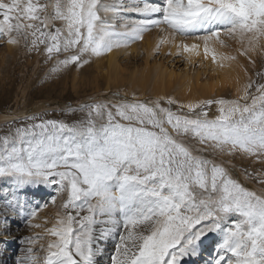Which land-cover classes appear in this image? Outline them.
Masks as SVG:
<instances>
[{"label": "snow or ice", "instance_id": "6c2138e0", "mask_svg": "<svg viewBox=\"0 0 264 264\" xmlns=\"http://www.w3.org/2000/svg\"><path fill=\"white\" fill-rule=\"evenodd\" d=\"M128 12L140 18L123 15ZM117 20L124 23L118 27ZM153 28L168 33L157 49L203 31L195 39L203 42L205 58L211 52L216 62L209 43L227 47L222 36L237 40L247 56L264 51V0H136L131 6L120 0H0V37L8 44L23 39L28 51L38 53L43 45L49 60L72 53L53 72L127 47ZM177 47L191 53L199 45ZM174 103L83 104L79 111L87 115L77 123L38 120L0 140V178L17 188L53 187V204L66 195L52 226L23 238L29 247L18 264H97L103 252L97 242L110 236L116 239L110 264H185L202 254L212 233L219 239L207 264H264V193L243 186L223 161L196 154L211 149L264 158V83L250 80L235 100L176 111ZM213 104L218 114L209 118ZM189 136L203 147L192 149L182 139ZM39 207L25 218L29 227H41L32 224ZM46 236L52 239L40 245L46 253L41 260L35 246Z\"/></svg>", "mask_w": 264, "mask_h": 264}, {"label": "bare ground", "instance_id": "6f19581e", "mask_svg": "<svg viewBox=\"0 0 264 264\" xmlns=\"http://www.w3.org/2000/svg\"><path fill=\"white\" fill-rule=\"evenodd\" d=\"M120 2L123 3L124 5L131 6L133 3L136 2V0H120ZM154 2H162V0H154ZM123 15L129 19L140 18L137 14L132 12L124 13ZM58 23L62 28L63 22L59 21ZM122 23H124V21L121 20L116 21L118 27ZM196 34L203 35V33L200 32ZM165 36H168V33L163 32L159 29L154 30L152 32L148 31L143 34V39H141L142 42L136 40L135 42L129 44L127 47L114 48L111 52L106 53L101 57H95V56L90 57L92 64L91 66H93V72L96 71L92 79L91 78L87 79L90 80L92 83L91 91L111 90V95H109L108 98L111 100H115V99H123V97L118 98V96H120V94L119 95L117 94L118 91L116 93V90L123 89L124 91L129 90V91H134L133 93L136 92V95H138L137 97L142 99L148 96V98H151L152 101L159 99L166 102L165 101L166 98L167 99L171 98L174 101L179 100V102L183 103V105H188L190 103L195 104L199 102H204L207 101V98H210L212 96H220V95L222 96L226 94L228 96V93L231 91H234V93L236 94L235 96L240 97L242 95L243 87L246 84H248V82L251 79V75H253L249 73L250 72L249 69L250 68L251 70L256 69L257 67L256 62L258 61L259 56L262 55V51L259 48L257 49L256 52H252L249 53V55H247L250 58L246 57L245 55H241L240 51L242 49V45L237 40L228 39L224 37L227 47H221L218 43L215 42L209 43V48L214 49L217 56V60L214 63L212 60L211 52L209 53L207 58H205V54L203 51L204 48L203 42L195 39V36L188 38L177 36L175 38V41L166 44H161L159 46V49H157V45L160 39ZM169 39L171 38L169 37ZM5 41H7V38L5 39ZM183 43H186L188 45L195 43L199 45V48L193 50V52L191 53H186L183 51L182 47L181 48L177 47V45ZM261 43L264 44V41H261ZM19 45L20 44L11 45L7 43L3 49L2 48L0 49V89H6V92L8 94H11V91L14 86L12 85L13 83L11 82L12 79L11 72H13V74L14 72H16L15 69L17 64H20L22 62L21 58L27 59L26 48H23ZM237 50L239 52L236 54ZM158 52L161 55H157ZM168 53H170V57L176 56L181 53L185 56V58H187V62H186L187 65L194 64L195 66L190 68L186 67L185 69H179V70L173 67V64L170 67L166 59ZM223 55L234 56L236 57V59L235 60L221 59V56ZM38 57L39 54H37L35 58L36 59L35 64H37V66L39 65ZM131 58L133 59L142 58L143 63L136 64V62H132L131 64V60H130ZM251 60L254 61H252L251 63ZM27 61L24 67L25 66L27 67V65L31 63L30 60ZM81 71L82 72L89 71V66L84 69H79V68L73 69L74 73L72 74L73 77L71 80H72V87L74 90H77L78 85L81 87V83H78V80L81 79L82 81L85 79L84 75L83 76L81 75ZM79 75L81 77L78 78ZM21 90L23 94L22 95L23 100L26 98L27 95H31L30 84H27V86L18 89L17 90L18 93H20ZM7 97H9V95ZM227 98H223V99L228 100ZM36 108L37 106L32 107L31 110H29V113H31V111L33 110H36ZM184 109L187 110L186 107ZM185 113H187V111H185ZM24 114H25V110L23 111V113L22 111H20L19 114L16 111L5 110L0 113V124L7 123L11 120L17 119L19 117L18 115L21 116ZM239 154L242 155V153L240 152ZM241 157L246 158V156H241ZM231 158H234V156H231ZM224 159L226 160V158H223V161ZM249 159H252V161L256 162L257 166L264 165V160L258 161L256 160V157L254 159V157L252 156H249ZM226 162L224 161V164H226ZM259 162H261V164H258ZM8 186L12 188L11 192L8 189ZM25 192H30V193H27L25 195ZM54 194H55V189L53 187L40 186L38 188L35 185H29V186H22L20 188H17L15 185H13L10 178H0V197L5 199L11 205V212H9L8 210L9 213H5L2 215L3 218L6 217V221L4 225L0 224V235L3 234L2 232L3 230H1L3 226H7V229H11L14 231L12 239L10 238L8 240L9 242L7 243L4 242L0 244L1 247H3L4 245L6 246L4 251H7V254H10L13 251V248H11L12 246L10 245L18 244L16 238H18L23 233V230L19 231L14 223V221H16L17 218L19 217V214L22 215V219H23L22 224H27L25 222V218L28 216L26 214L30 209L28 208L27 205V198L29 201L28 204L30 205L29 207H31L32 209H36L37 208L36 205L40 206L37 212V216L34 218V220L39 221L49 217L50 219L46 223V225L50 226L53 224L52 218L56 219V213L59 210L60 204L63 202L62 200L59 204L57 205L52 204V206L48 205L46 208L45 205L48 203L50 199H52V196ZM18 198L19 200H17ZM34 199H35V203L33 204ZM17 203L23 205V207L17 209L15 207ZM5 206L6 205H4V207ZM2 211L3 209L1 208L0 205V214H2ZM32 211L33 210H31L30 212ZM13 215H15L16 217H11ZM96 227L98 229H102L105 227V225L98 224ZM107 227H111V225H107ZM43 229L44 227L38 230L43 232ZM49 239H52V237L46 236L43 240H41V244L46 245ZM218 239H219L218 234L216 233L209 234L206 237V242H203L201 246V248L205 249V252L201 254L199 257L186 258L185 264H207V262L210 261L212 257L215 256V245ZM115 243H116V239L111 236L108 237L107 239L101 240V242L100 240H98L97 242L98 247L102 248L103 252L102 254H99L97 258L101 259L104 253L111 256L112 253L114 252ZM2 250L3 249H0V253ZM209 253H211V255H209Z\"/></svg>", "mask_w": 264, "mask_h": 264}, {"label": "rangeland", "instance_id": "374dc122", "mask_svg": "<svg viewBox=\"0 0 264 264\" xmlns=\"http://www.w3.org/2000/svg\"><path fill=\"white\" fill-rule=\"evenodd\" d=\"M46 1L48 2V0H39L40 3H47ZM54 22L57 24L56 21H54ZM200 33H203V31H201ZM195 35H200V34H194V36ZM2 39L5 41L6 37H0V41H1L0 42V49L1 48L3 49L7 44V42L6 41L4 42ZM139 42H142V41L139 40ZM21 43L23 44V46ZM19 44H20L19 46L26 48L23 39H21V42ZM40 47H41V52H39V53L36 51L30 52L26 48L27 59L21 58L22 62L20 64H17L16 69H15L16 72H14V74H13V72H11V74H12L11 75L12 76L11 82L13 83L12 85H14L13 89H12L13 92L11 91V94H8L6 92V89H0V113L5 111V110H11V111H16L19 114L20 111H22V113H23V111L25 110V114L21 115V116L18 115L19 117L17 119L11 120L7 123L0 124V140H2L4 137L11 138L12 136L15 135V131L17 128L26 126L29 123L37 122L38 120H57V121L66 122L68 124L77 123V122L85 119L86 115H87V110H85L83 112L79 111V107L83 104L95 103V102L117 103L121 100H127V101H134L135 100V101H140V102L152 101V99L148 98V96H146L145 98L142 99V98L137 97L138 95H136V92L133 93L134 91H129V90L124 91L123 89L116 90V93L118 91L117 94L118 95L120 94V96H118V98L123 97V99H115V100H111L108 98V96L111 95V90H108V91L107 90H92L91 91V88H92L91 84L92 83L90 80H87V79H89V78L92 79L93 75L96 73V71L93 72V66H91L92 64H91L90 58H89V63H87V64H83V65L70 64L67 67H62L57 72H53L52 69H53V67L56 66L57 61L66 58L67 56L71 55L72 53L71 52L61 53L60 55L54 56L51 60H49V59H47L46 55L42 51L43 45H41ZM238 52L239 51L237 50L236 54ZM37 54H39V57H38L39 65L38 66H37V64H35L36 63L35 58H36ZM157 55H161V54L158 52ZM166 57H167L166 59L168 61L167 62L168 65L171 67L173 64V67H175L177 70L185 69L186 67L190 68V67L195 66L194 64L187 65V63H186L187 58H185V56L181 53L176 55V56H171V57H170V53H168ZM246 57H248V56H246ZM248 58H250V57H248ZM27 60H30L31 63H29L27 65V67L26 66L24 67L25 63L28 62ZM130 60H131V64H132V62H136V64H139V63L142 64L143 63L142 58H135V59L131 58ZM252 61H254V60H251V63H252ZM263 63H264V51H262V55L259 56V59L256 62V65H257L256 69H252V70H251V68L249 69V71H250L249 73L254 75V77H253V75H251V79H250L254 84L264 83V79H262L260 76L257 75V73H264V64ZM88 66H89V71H85V72L81 71V75L82 76L84 75V78H85L82 81H81V79L78 80V83H81V87L78 85L77 90H74L72 87V80H71L73 77L72 74L75 72V71L73 72V69H75V68L84 69ZM26 68H27V71H26ZM79 77H81V76L79 75L78 78ZM27 84H30V86H31V95H27L26 98L23 100L22 99L23 98L22 97V95H23L22 90L20 91V93H18L17 90L21 89L24 86H27ZM55 84H58V85H55ZM93 86H94V83H93ZM250 91L255 92V87L250 89ZM125 92H126V94H125ZM8 95H9V97H7ZM235 95L236 94L234 93V91H231L228 93V96H227V94L222 95V96L221 95L220 96H212L210 98H207V100L208 99L209 100L223 99V98H227V97H228L227 98L228 100L238 99L239 96L237 97ZM112 96H113V94H112ZM18 99H19V101H18ZM117 100H119V101H117ZM166 100H167V98L165 99V101ZM160 101H161L162 106L168 107L166 102H164L163 100H160ZM26 102H28V103H26ZM179 104L183 105V103H180L179 100H176V103L172 104L171 108L174 111H176L180 107ZM34 106H37L36 110L31 111V113L29 114V110H31V108ZM208 110H209V118H214V116L218 114L217 105H215V104L211 105ZM35 111H37V113L34 115ZM183 111L185 112L187 110L184 109ZM28 117H35L37 119L36 120H29ZM7 128H9V129H7ZM182 139H184V141L194 150L203 147L198 143L197 140L191 138L190 136L184 137ZM240 153H242V152H240ZM196 154L203 155L209 159L215 158V161L220 160V158L221 159L226 158V160L224 159V161L225 162L227 161L228 163H230V164L226 165V167L229 168V170L231 171L234 178L237 179L238 174L248 173V181L255 184L256 186H258V188L264 189V183H262V181H264V165L257 166L256 162L252 161V159H249L248 155H245L244 153H242V155H241V154H239V152L232 153L231 155H229L227 152L221 154L219 152H213L211 149H209L208 151L199 152ZM231 156H234V158H231ZM241 156H246V158H243ZM254 159H255V157H254ZM256 160H258V159L256 158ZM263 160H264V158H262L258 161H263ZM217 163H220V161ZM258 164H261V162H259ZM233 165L234 166L241 165L244 169L242 171H235ZM244 186L246 188H248L250 191H252L249 188L250 186H248V185H244ZM8 189L11 192L12 188L10 186H8ZM27 193H30V192H25V195ZM0 198H2V197H0ZM64 199H66V195L60 196V197L57 196L55 204H53L51 202L52 199H50L47 206L48 205L52 206V204L57 205ZM2 200H3V198H2ZM2 200H0V203L3 206L2 207L3 211L8 212V210H9V212H10V205L6 202H3ZM17 200H19V198ZM28 202L29 201L27 198V205H28V208H30V209L28 210V213L26 215H29L31 210H35V209H32L31 207H29L30 205L28 204ZM34 203H35V199H34L33 204ZM4 205H6V206L4 207ZM11 217H16V216L13 215ZM49 219H50L49 217L45 218L43 220H39V221L33 219L32 224H40L41 227L40 228H34V227L28 226V227H26L25 232L23 230L22 235H20L18 238H16L18 244L19 243L20 244L16 245L17 248H16L15 253H14V259H15V257H20L21 253H25V249L29 246L28 244L23 242V239L21 240V237L24 236L25 234H26V236H32L35 233H42V231H40L38 229H41L42 227H51L52 226V225L47 226L45 223V221L47 220V222H48ZM52 221L54 223L55 218H52ZM14 223L16 226L18 223H23V219H22L21 214H19V217L17 218L16 221H14ZM0 224H3V223H0ZM22 227L23 226L21 224L19 226V228H22ZM197 227H199V226H197ZM19 228L17 227L18 230H19ZM19 231H22V229H20ZM5 233L6 234L1 235V237H8V238L11 237V239H12V235L14 233L11 230H5ZM3 240H5V239H3ZM0 241H2V240H0ZM7 242H9V241H7ZM7 242H5V243H7ZM100 242H101V240H100ZM37 244L41 245V241H38ZM35 250H37V252L39 251V249H35ZM40 253L42 254L41 251H40ZM25 255H26V253H25ZM109 257H110L109 255L104 253L102 258L99 260L102 264H110Z\"/></svg>", "mask_w": 264, "mask_h": 264}]
</instances>
